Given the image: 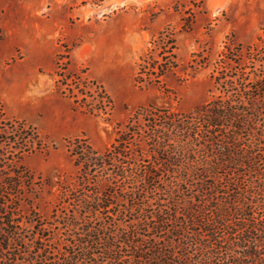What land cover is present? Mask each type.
Wrapping results in <instances>:
<instances>
[{
    "label": "trees",
    "instance_id": "trees-1",
    "mask_svg": "<svg viewBox=\"0 0 264 264\" xmlns=\"http://www.w3.org/2000/svg\"><path fill=\"white\" fill-rule=\"evenodd\" d=\"M161 41L166 59L173 44ZM255 48L248 59L263 70L221 61L219 96L192 112L137 111L103 152L69 142L77 174L70 214L54 215L69 231L60 244L20 210L31 175L16 164L45 149L41 132L1 118L0 104V264H264V46ZM150 67L155 83L170 68ZM6 126L22 142L5 139Z\"/></svg>",
    "mask_w": 264,
    "mask_h": 264
},
{
    "label": "rangeland",
    "instance_id": "rangeland-1",
    "mask_svg": "<svg viewBox=\"0 0 264 264\" xmlns=\"http://www.w3.org/2000/svg\"><path fill=\"white\" fill-rule=\"evenodd\" d=\"M82 2L0 0L1 118L35 126L46 144L16 164L31 175L20 210L44 222L58 243L69 231L54 215L70 214L77 174L69 142L87 139L103 152L137 111L192 112L219 96L214 76L221 61L228 69L244 62L245 73L263 70L246 48L264 46V0ZM161 39L173 44L166 59ZM153 61L170 66L160 83L147 75L157 72ZM5 131L11 144L22 142L23 135Z\"/></svg>",
    "mask_w": 264,
    "mask_h": 264
}]
</instances>
